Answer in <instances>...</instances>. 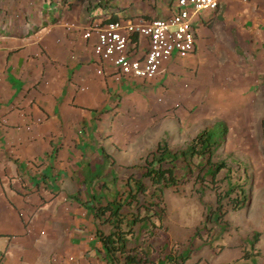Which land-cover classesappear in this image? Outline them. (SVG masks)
<instances>
[{
    "label": "crops",
    "instance_id": "crops-1",
    "mask_svg": "<svg viewBox=\"0 0 264 264\" xmlns=\"http://www.w3.org/2000/svg\"><path fill=\"white\" fill-rule=\"evenodd\" d=\"M65 2L56 12L54 0H0V264H107L95 233L110 228L91 208L133 165L216 123L237 136L259 126L264 0L201 12L194 52L147 82L96 75L95 37L83 34L109 15L165 18L171 0H111L107 11L99 0ZM133 42L142 57L147 41Z\"/></svg>",
    "mask_w": 264,
    "mask_h": 264
},
{
    "label": "trees",
    "instance_id": "trees-1",
    "mask_svg": "<svg viewBox=\"0 0 264 264\" xmlns=\"http://www.w3.org/2000/svg\"><path fill=\"white\" fill-rule=\"evenodd\" d=\"M109 1L99 0L102 11L111 10ZM111 21L115 19L109 15L102 23ZM226 136V126L216 123L197 133L184 148L173 150L166 141L159 142L131 167L140 172L138 176L131 172L114 197L92 206L100 224L110 228L107 233L100 230L95 233L107 264H188L191 249H182L180 243L172 242L163 223L166 188L177 194L193 178L200 186L197 193L201 203L205 191H213L214 206L206 207L205 223H226L228 211L245 207L249 200L246 179L234 180L225 159L213 161ZM223 170L224 176L218 178ZM200 232L197 228L195 236H201ZM156 241L159 243L155 244ZM249 255L243 253L241 259Z\"/></svg>",
    "mask_w": 264,
    "mask_h": 264
},
{
    "label": "rangeland",
    "instance_id": "rangeland-1",
    "mask_svg": "<svg viewBox=\"0 0 264 264\" xmlns=\"http://www.w3.org/2000/svg\"><path fill=\"white\" fill-rule=\"evenodd\" d=\"M88 1L93 4V0ZM54 2L56 12L64 9L65 0H54ZM88 6L86 4L85 8ZM89 13L100 14L101 10L89 9ZM96 20H99V17H96ZM109 78L113 80L112 77ZM259 93H263L262 90H259ZM260 96L259 94V100H261ZM252 124L253 122L249 121L242 136L236 135L238 130L236 134L232 132L228 134L227 130L225 142L213 156V161L224 159L227 161L234 180L245 178L247 181L246 191L249 200L242 209L228 211L225 216L226 223L204 222L206 207L214 206L215 193L207 189L201 203L197 193L200 186L194 183L193 178L185 183L177 194L170 188L164 190L166 214L163 223L167 227L171 241L180 243L182 249H191L188 264H197L199 260L201 261L199 264H223L222 261L227 258L235 259L243 253L250 255L247 259L240 257L238 259L241 261L240 264H264V104L262 101H259V126L255 127ZM190 140L181 141L180 147L184 148ZM132 172L136 176L140 173L138 170ZM224 174L225 170L220 172L218 178H222ZM223 186L220 185L221 188ZM197 228L201 229V236H195ZM157 243L159 242L156 241L155 244ZM256 252L260 254L256 256Z\"/></svg>",
    "mask_w": 264,
    "mask_h": 264
},
{
    "label": "built area",
    "instance_id": "built-area-1",
    "mask_svg": "<svg viewBox=\"0 0 264 264\" xmlns=\"http://www.w3.org/2000/svg\"><path fill=\"white\" fill-rule=\"evenodd\" d=\"M221 0H171L173 11L160 19H128L91 24L84 39L95 37L92 46L95 74L121 80L151 81L165 61L184 59L195 50L194 20L201 12H215ZM247 2V0H237ZM195 18V19H193ZM147 41L142 57L136 56L135 39Z\"/></svg>",
    "mask_w": 264,
    "mask_h": 264
}]
</instances>
